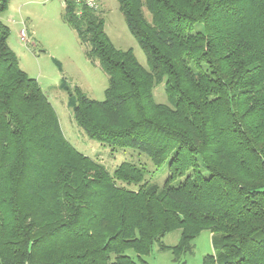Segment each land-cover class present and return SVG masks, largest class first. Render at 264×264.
<instances>
[{
    "label": "trees",
    "instance_id": "trees-1",
    "mask_svg": "<svg viewBox=\"0 0 264 264\" xmlns=\"http://www.w3.org/2000/svg\"><path fill=\"white\" fill-rule=\"evenodd\" d=\"M117 3L148 70L111 43L100 12L64 0L62 21L108 86L101 102L61 89L88 139L151 169L109 174L78 153L0 20V264H146L154 245L179 261L202 231L204 264H264V0ZM162 83L167 104L153 96Z\"/></svg>",
    "mask_w": 264,
    "mask_h": 264
},
{
    "label": "rangeland",
    "instance_id": "rangeland-1",
    "mask_svg": "<svg viewBox=\"0 0 264 264\" xmlns=\"http://www.w3.org/2000/svg\"><path fill=\"white\" fill-rule=\"evenodd\" d=\"M15 1V0H14ZM12 2L0 20L9 29L8 45L15 54L20 69L35 79L55 110L64 138L81 155L93 163L101 165L109 174L123 162L137 166L148 165L146 159L132 150L113 149L88 139L73 121L72 110L68 106V92L61 89V83L69 92L77 88L88 98L101 102L105 99L108 86L107 76L97 62L86 56V46L79 43L76 32L62 21L64 0H27V4ZM19 1V0H17ZM98 12L104 20V30L111 43L118 49L131 50L137 62L146 70V58L136 40L130 34L117 0H96ZM13 20L11 22L10 20ZM19 30H24L26 42L18 38ZM164 83L153 89L157 103L167 104ZM165 169L154 172L150 181L161 184L165 179ZM179 232L167 234L162 243L173 246ZM127 254L136 259L133 251ZM212 254L211 234L202 231L193 241V252L175 261L169 250H160L154 245L143 257L146 264H204V258Z\"/></svg>",
    "mask_w": 264,
    "mask_h": 264
},
{
    "label": "built area",
    "instance_id": "built-area-1",
    "mask_svg": "<svg viewBox=\"0 0 264 264\" xmlns=\"http://www.w3.org/2000/svg\"><path fill=\"white\" fill-rule=\"evenodd\" d=\"M72 1L78 7H84V8H87L89 10H93V11L98 10V3L96 0H72ZM19 38H20L21 42H24V43L26 42L24 30H21L19 32Z\"/></svg>",
    "mask_w": 264,
    "mask_h": 264
},
{
    "label": "crops",
    "instance_id": "crops-1",
    "mask_svg": "<svg viewBox=\"0 0 264 264\" xmlns=\"http://www.w3.org/2000/svg\"><path fill=\"white\" fill-rule=\"evenodd\" d=\"M14 0H11V2H10V4L13 2ZM16 1V4H27L28 3V1L27 0H19V1H17V0H15ZM14 1V2H15ZM45 1V0H44ZM10 4H9V6H10ZM9 6H8V8H9ZM11 22H13V20L11 19L10 20ZM21 30H19V32H20ZM18 38H19V33H18ZM19 40H20V38H19Z\"/></svg>",
    "mask_w": 264,
    "mask_h": 264
}]
</instances>
